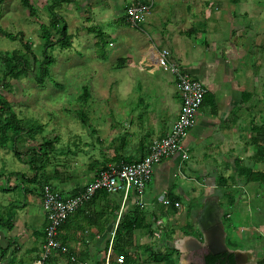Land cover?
<instances>
[{
    "label": "rangeland",
    "instance_id": "rangeland-1",
    "mask_svg": "<svg viewBox=\"0 0 264 264\" xmlns=\"http://www.w3.org/2000/svg\"><path fill=\"white\" fill-rule=\"evenodd\" d=\"M153 1L30 0L36 9L35 15L24 7L22 0L0 2V28L9 34L0 31V51L22 49L23 37L36 56L42 59L44 40L41 36L40 22L50 25L53 12L66 21L68 34L73 42L71 48L56 46L51 51L55 61L44 84L37 83L33 75H30L10 77L6 81L9 84L7 87L0 85V92L11 102L20 118L37 121L42 126V130L34 135L36 142L27 145L22 137L14 143L19 154L15 152L12 141H7L5 147L0 146V203L15 202L21 206L28 196L40 197L42 200L40 186L44 183V178L41 179V185L39 182L30 181L21 185V181H24L21 173H26L28 180L33 176L29 165L30 155L25 153L29 146L39 148L46 141L52 143L53 148L46 159L44 169L41 170L44 171L42 176L48 178L55 173L69 175L72 168H76L72 170L80 175L86 164L83 162L96 159L97 156L102 158L103 150L106 148L102 139L107 138L108 133L117 128L118 124L124 126L127 123L125 119L119 120V115L113 110L114 104L117 109V100L121 98L117 95L119 84L112 79L118 78V72L122 71L123 74V70L125 72L126 68L135 65L143 67L142 72L145 75L141 79V86L138 84L139 86L134 89L131 87L123 90L121 100H132V93L139 91L144 107L156 104L157 100L151 98L156 97L153 95L157 86L153 80L147 78L150 76L145 71L144 57L140 62L139 52L140 44L151 47V35L142 29V22L137 25L131 24L128 20L124 25L120 23V19L126 15L128 5L138 2L150 4ZM162 1L174 3L181 0ZM206 1L212 3L217 0ZM160 2L155 0L156 7L160 6ZM92 27L102 30L107 35L106 59H101L96 53L98 36L95 32L89 31ZM51 32L54 40L60 38L57 28H51ZM240 40L245 46V40L243 38ZM3 70L4 66L0 61V77ZM85 86L89 90L87 100L81 97ZM254 92L255 100L257 97L260 99L254 101V120L251 127H247L248 134L253 136V139L248 141L251 142L252 148L248 145L246 152L235 153L237 162L231 163V166L229 164L226 168L213 166L199 169L189 165L187 161L180 160L176 169L175 186L182 185L186 191L182 195L168 193L166 197L170 200L177 197L182 199V208L172 210L154 206L143 207L140 201H133L130 197L124 200L122 193H118L113 195L116 198L114 204L120 203L119 209L111 211L110 217H106L104 223L106 229L100 232H87V224L94 222L93 219L84 211L78 216L83 229L82 241L85 242L88 237L101 241L94 249V255L86 256L92 258V262L87 264H96L98 260L105 258V249L110 248L121 216L129 213L142 214L150 224V229L141 228L135 231L134 246L130 250L135 257L134 264H186L184 255L180 258L179 252L173 254L168 261L155 260L153 252L168 255L171 247L176 244L186 252V247L179 245L178 239H183L188 232L199 234L201 230L198 218L204 204L209 200L217 201L221 207L228 247L251 251L254 260L248 264H255L264 259V183L248 182L250 170H264V136L261 137L263 143L260 145H256L255 141L257 128L264 130V87H254ZM148 116L150 117L149 113H144L143 119L148 120ZM178 155L181 156V153ZM41 163V159H38V164ZM76 163L83 165L77 166ZM13 185V190H8ZM93 209L97 210L93 207L88 208L89 212ZM108 225L110 231L107 232ZM66 231L69 236L73 235L69 228L65 229ZM62 243L67 248L70 246L66 239ZM68 249V252L57 250L65 262L86 263V260L78 258L76 253L73 260L71 248ZM81 252L82 257L86 258L85 250L81 249ZM119 256H115V259ZM105 261L108 264V258Z\"/></svg>",
    "mask_w": 264,
    "mask_h": 264
},
{
    "label": "crops",
    "instance_id": "crops-1",
    "mask_svg": "<svg viewBox=\"0 0 264 264\" xmlns=\"http://www.w3.org/2000/svg\"><path fill=\"white\" fill-rule=\"evenodd\" d=\"M159 1L158 7L155 0L151 3L141 23L142 29L151 35L152 45L139 46L140 62L144 57L145 71L150 76L147 78L157 86L155 94L153 92L156 97L151 100L157 102L151 107H144L139 91L132 93V100H121L122 91L141 86L145 74L139 65L126 68L123 74L119 69L118 78L112 79L119 84L117 95L121 98L117 100V109L114 104L113 110L119 115V120L125 119L127 123L124 126L118 124L107 138L102 139L106 146L102 158L97 156L83 162L86 164L80 175L72 168L69 175L55 173L49 177L54 187L63 194L75 193L104 167L142 159L152 140L164 136L178 118L182 100L174 74L161 62L162 49H167L173 60L203 82L207 93L195 115L194 125L182 141L188 157L183 160L176 154L157 164L142 196L132 193L130 198L140 201L143 207L173 210L172 205H164L162 201L168 193L182 195L186 191L182 185L175 186L180 160L199 169L213 166L226 168L237 162L235 153L246 152L249 146L252 148L248 141L253 136L248 134L247 127L250 128L254 120V101L260 99L257 97L255 100L254 87H264V0H217L212 3L206 0ZM120 23H127L126 15ZM242 38L245 46L241 43ZM144 113H149L148 120L143 119ZM113 194L109 193L108 197L98 194L70 216L60 231L61 242L66 239L72 257L77 254L78 258L86 260L84 264L92 262V258L86 256H93L101 241L90 237L82 241L83 229L78 216L86 212L93 219L94 222L87 224V232L106 229V217H110L115 207L116 194ZM173 200L178 201L182 208V199L177 197ZM90 207L97 210L93 209L91 213L88 210ZM0 216L5 221L11 219L13 225L11 228L0 226V264H33L48 222L40 197L28 196L21 206L15 202H2ZM67 228L72 236L65 232ZM108 231L110 225L107 226ZM81 249L85 250L86 258L82 257ZM65 261L55 251L46 264H68Z\"/></svg>",
    "mask_w": 264,
    "mask_h": 264
},
{
    "label": "built area",
    "instance_id": "built-area-1",
    "mask_svg": "<svg viewBox=\"0 0 264 264\" xmlns=\"http://www.w3.org/2000/svg\"><path fill=\"white\" fill-rule=\"evenodd\" d=\"M151 3L138 2L126 7L128 22L137 25L145 20ZM160 59L174 74L182 100L181 111L169 131L152 140L145 157L140 160L123 162L120 165H109L100 169L96 177L82 186L75 195L63 194L49 184L42 186V203L47 214V225L44 231V240L38 256L33 264H46L47 260L57 250L68 252L60 240V229L66 220L83 208L100 191L122 193L127 200L132 193L142 196L151 180L153 170L157 164L178 153L182 159L188 156L183 150L182 141L195 123V115L204 101L207 87L195 79L181 64L173 60L167 49H162ZM164 205L180 207L178 201L165 198ZM112 246L110 244L109 251ZM74 260L75 258L72 257ZM120 255L118 260L123 261Z\"/></svg>",
    "mask_w": 264,
    "mask_h": 264
},
{
    "label": "trees",
    "instance_id": "trees-1",
    "mask_svg": "<svg viewBox=\"0 0 264 264\" xmlns=\"http://www.w3.org/2000/svg\"><path fill=\"white\" fill-rule=\"evenodd\" d=\"M2 0H0L1 2ZM64 2H71L74 0H62ZM24 7H26L32 15L36 14V9L30 2V0H22ZM37 17V16H36ZM39 19V18H38ZM61 25V26H60ZM51 28H57L60 34V38L54 40L53 33L51 32ZM41 36L44 40V47L42 51L43 58L39 59L36 54L31 49L30 44L21 38L22 49H14L12 51H0V61L4 66V70L2 76L0 77V85H4L7 87L9 84L7 81L8 78H20L22 76H30L33 75V78L39 84H44L46 79L50 76V68L55 61L52 50L55 49L56 46L62 47L64 49L71 48L73 45L72 38L68 34V26L66 21L63 18H59L55 12H53V17L51 19L50 25L45 24L44 22H40ZM0 31L4 32L1 28ZM90 32H95L98 36L96 42V53L99 55L101 59L107 58V35L95 27L89 29ZM84 100L89 98V90L88 87L83 88L82 96ZM85 120V119H84ZM42 130V126L37 121L25 120L18 116V113L14 109L11 102H9L6 97L0 92V146L5 147L7 141L13 142V148L17 154H19L17 148L14 143L18 141L20 138L24 137V142L27 145H30L31 142H36L34 137L35 133ZM264 131V130H263ZM261 128H257V134L255 136L256 145H260L262 142L261 137L264 136ZM8 133H12L8 135ZM52 143L50 141H46L39 148H34L29 146L26 150V154L30 155L29 165L30 169L33 171V176L30 180H28V176L26 173H21L23 182L21 181V185H24L27 181L30 182H39L40 185L42 183L41 179L44 178V183L40 186L42 187L45 184H49L54 187L48 177H43L42 173L46 164V159L49 156L50 151L52 150ZM38 159H41L42 163L38 164ZM248 182H260L264 183V170H256L252 169L249 172ZM14 185L9 187L8 190H13ZM55 188V187H54ZM42 189V188H40ZM56 189V188H55ZM7 190V189H5ZM80 188L75 191V193H71L70 195H75L79 192ZM41 193V191H40ZM98 194H103L104 197L109 196V192L103 190L98 192ZM94 197V198H95ZM93 198V199H94ZM92 200V199H91ZM90 200V201H91ZM89 201V202H90ZM88 202V203H89ZM119 204L113 207V212L119 209ZM174 209V205H172ZM80 210V209H79ZM72 216V215H71ZM70 218V217H69ZM68 218V219H69ZM4 218L0 216V226H4L7 228H11L13 225L10 222L11 219L3 220ZM67 219V220H68ZM66 220V221H67ZM66 222L61 226V229L64 227ZM147 228L150 229V224L146 222L145 217L137 213L135 215L132 214H124L120 218V222L118 223L114 235L112 238V246L109 251V248L105 249V258L103 260H98L96 264H106L105 259L108 258V264H134L135 257L134 254L130 252V250L134 246V237L135 231L137 229ZM179 252V250L172 246L168 255L155 254L153 252V258L155 260L168 261L170 257ZM123 256V261L120 262L118 259H115V256ZM231 257H233L231 255ZM232 259V263H233Z\"/></svg>",
    "mask_w": 264,
    "mask_h": 264
},
{
    "label": "flooded vegetation",
    "instance_id": "flooded-vegetation-1",
    "mask_svg": "<svg viewBox=\"0 0 264 264\" xmlns=\"http://www.w3.org/2000/svg\"><path fill=\"white\" fill-rule=\"evenodd\" d=\"M225 228V224H224ZM199 234L196 235L194 232H188L185 234L183 239H178L179 245L186 247V252L181 249H178L175 245V247L179 250L180 258L183 257L186 260V264H237V261L244 260L243 258H236L234 254V250L228 247L227 249L223 250L222 252L214 253L211 248H209L208 243L204 240L203 235L201 231L198 232ZM231 255L233 257H231ZM233 259V263H232ZM254 260V254L251 253V262ZM255 264H264V259L261 261H257Z\"/></svg>",
    "mask_w": 264,
    "mask_h": 264
},
{
    "label": "water",
    "instance_id": "water-1",
    "mask_svg": "<svg viewBox=\"0 0 264 264\" xmlns=\"http://www.w3.org/2000/svg\"><path fill=\"white\" fill-rule=\"evenodd\" d=\"M200 230L204 233L203 238L208 243L209 248L214 253L222 252L227 249L225 243L226 231L222 221L221 207L215 200H209L204 204L201 214L198 218ZM178 249L180 246L176 245ZM236 258H243L237 261V264H248L251 262V251H242L236 249L233 251Z\"/></svg>",
    "mask_w": 264,
    "mask_h": 264
}]
</instances>
